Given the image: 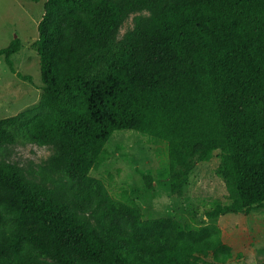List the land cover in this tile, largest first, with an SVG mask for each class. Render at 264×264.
<instances>
[{
	"label": "trees",
	"instance_id": "trees-1",
	"mask_svg": "<svg viewBox=\"0 0 264 264\" xmlns=\"http://www.w3.org/2000/svg\"><path fill=\"white\" fill-rule=\"evenodd\" d=\"M143 10L116 43L120 23ZM37 29L40 99L0 118V145L21 130L56 144L51 161L68 182L58 194L0 161V264L232 258L218 224L143 218L91 169L114 131L134 129L167 142L172 192L219 149L214 171L229 201L214 198L207 218L264 208V0H45ZM20 47L15 36L0 57L32 81L14 66Z\"/></svg>",
	"mask_w": 264,
	"mask_h": 264
},
{
	"label": "rangeland",
	"instance_id": "rangeland-1",
	"mask_svg": "<svg viewBox=\"0 0 264 264\" xmlns=\"http://www.w3.org/2000/svg\"><path fill=\"white\" fill-rule=\"evenodd\" d=\"M44 2L0 0V47L18 36L21 47L13 55L14 66L32 76V81L19 77L9 69L3 56L0 57V118L39 102L43 82L34 41L38 37L37 25ZM143 13L149 11L131 12L120 23L116 43L133 28L135 16ZM159 139L134 129L114 131L91 174L101 178L116 199L133 201L141 209L143 218L171 216L195 227L218 224L224 241L233 248V256L225 263L210 264H264V208H255L248 214L227 213L217 218L205 215L214 198L229 201L225 184L214 171L219 162V149L210 160L196 162L187 184L180 191L172 192L167 142ZM56 151V144H40L21 130L15 142L0 145V161L17 164L28 178L62 194L68 177L52 164ZM142 173L152 175L151 187H147Z\"/></svg>",
	"mask_w": 264,
	"mask_h": 264
}]
</instances>
